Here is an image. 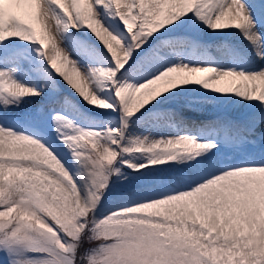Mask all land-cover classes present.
I'll return each mask as SVG.
<instances>
[{"label": "snow or ice", "instance_id": "snow-or-ice-1", "mask_svg": "<svg viewBox=\"0 0 264 264\" xmlns=\"http://www.w3.org/2000/svg\"><path fill=\"white\" fill-rule=\"evenodd\" d=\"M0 264H264V0H0Z\"/></svg>", "mask_w": 264, "mask_h": 264}, {"label": "rangeland", "instance_id": "rangeland-1", "mask_svg": "<svg viewBox=\"0 0 264 264\" xmlns=\"http://www.w3.org/2000/svg\"><path fill=\"white\" fill-rule=\"evenodd\" d=\"M62 93L64 94V90L62 91ZM51 103V101H49V99H40V98H36V99H33L32 101V104L31 105H25V109H27L28 107H32V108H38L40 105H49ZM177 107V108H180L181 105L180 104H176V105H173V107ZM209 113H211V109H209ZM188 115L190 116H193L195 114H192V113H187ZM66 119L70 120L71 123H72V126L69 127L67 125H64L62 126V133L65 137H71V136H74V135H77L78 132H77V129H82V130H89V123L85 120H82L80 119L78 116H76L74 113H71L69 112V115L66 117ZM92 119H97V115H93ZM48 132H49V135L55 140V143H59V145L61 146V148L63 149H66L60 142L59 139L56 138L57 134L56 132L54 131L53 128H49L48 129ZM133 132L134 133H143V130L142 129H133ZM143 134H147V133H143ZM159 137V136H158ZM122 192V189L119 185H117L116 187L113 186V190L108 193V195L112 194L114 195L113 199H112V204H109L107 206H105L104 208L101 207L100 210L98 211L97 213V216L99 218H103L104 215L107 214V211L115 204V203H118L119 200H120V193ZM106 200V199H105ZM104 200V201H105ZM103 206V205H102ZM86 243V242H85ZM87 244V243H86Z\"/></svg>", "mask_w": 264, "mask_h": 264}, {"label": "bare ground", "instance_id": "bare-ground-1", "mask_svg": "<svg viewBox=\"0 0 264 264\" xmlns=\"http://www.w3.org/2000/svg\"><path fill=\"white\" fill-rule=\"evenodd\" d=\"M21 43H24V42H21ZM60 85H61L62 91L64 90L63 95L68 96L71 99H73L74 101L79 102V105H80L82 112L87 114L90 118H92L93 115H96V112L94 110H91L88 105L84 104V102L82 100H80V98L73 92V90L70 89L66 84H64V82L62 80H60ZM45 98L48 99L47 97H45ZM33 99H36V98H33ZM155 135L157 136V138H159L158 137L159 133H155ZM58 145H59V143H58ZM62 150L64 151V154L68 160V166L70 168V171L75 173L78 169L76 168L75 163L72 161L71 154L66 149L62 148ZM114 186L116 187L117 185H114ZM113 196L114 195H112V194L107 195L106 200L103 202V206H102L103 208L109 204H112V202H113L112 199L114 198Z\"/></svg>", "mask_w": 264, "mask_h": 264}, {"label": "trees", "instance_id": "trees-1", "mask_svg": "<svg viewBox=\"0 0 264 264\" xmlns=\"http://www.w3.org/2000/svg\"><path fill=\"white\" fill-rule=\"evenodd\" d=\"M85 242H86V241H85ZM86 243H87V242H86ZM86 243H85V245H84V246H85V247H88V244H86Z\"/></svg>", "mask_w": 264, "mask_h": 264}]
</instances>
